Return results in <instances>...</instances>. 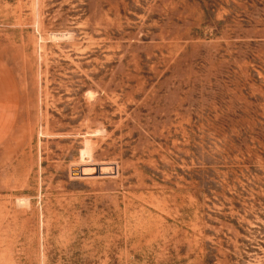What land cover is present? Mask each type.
Returning <instances> with one entry per match:
<instances>
[{
    "label": "rangeland",
    "instance_id": "1",
    "mask_svg": "<svg viewBox=\"0 0 264 264\" xmlns=\"http://www.w3.org/2000/svg\"><path fill=\"white\" fill-rule=\"evenodd\" d=\"M0 264H264V0H0Z\"/></svg>",
    "mask_w": 264,
    "mask_h": 264
},
{
    "label": "bare ground",
    "instance_id": "2",
    "mask_svg": "<svg viewBox=\"0 0 264 264\" xmlns=\"http://www.w3.org/2000/svg\"><path fill=\"white\" fill-rule=\"evenodd\" d=\"M91 166H94V164H91V165H83V166H79V167L78 166H73L71 168V173H72L73 176H78L77 174H81V168L82 167H83V169H82L83 172H85V173L86 172L92 173L94 171V168H92ZM98 166H100L101 173H111V171L113 170L112 169L113 167L110 166V164H98Z\"/></svg>",
    "mask_w": 264,
    "mask_h": 264
},
{
    "label": "water",
    "instance_id": "3",
    "mask_svg": "<svg viewBox=\"0 0 264 264\" xmlns=\"http://www.w3.org/2000/svg\"><path fill=\"white\" fill-rule=\"evenodd\" d=\"M91 167L94 168V169H97L98 172H101V170H100V166H98V165H94V166H91ZM91 167H90V168H91ZM82 169H83V167L81 168V174H77L78 176H81V175H88V174H90L89 172H86V173L83 172Z\"/></svg>",
    "mask_w": 264,
    "mask_h": 264
}]
</instances>
